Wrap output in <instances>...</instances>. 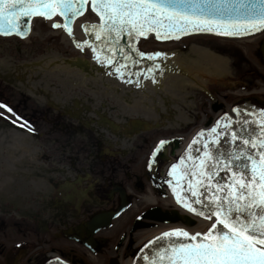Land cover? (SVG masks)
I'll return each mask as SVG.
<instances>
[{"label": "flooded vegetation", "instance_id": "1", "mask_svg": "<svg viewBox=\"0 0 264 264\" xmlns=\"http://www.w3.org/2000/svg\"><path fill=\"white\" fill-rule=\"evenodd\" d=\"M30 46L34 48L30 50ZM214 46L218 45L214 42ZM3 47H14L22 55L20 61L5 58L6 65L0 68V104L12 109L9 112L0 107V133L25 134L24 144L34 151L17 161L28 167L39 183H35V190L12 197L7 209L0 210V264H46L40 250L43 245L58 251L61 259L71 264H88L87 251L96 256V264H120L124 255L135 254L132 245L138 234L167 228L140 220V226L154 225L132 232L137 218L156 208L178 210L182 216L187 213L177 198L170 196L172 178L168 173L184 156L185 140L203 126L198 115L185 113L187 122L176 125V110L169 105L156 121L134 129L139 125L136 117L120 121L116 101L108 104L104 100L100 108H94L86 91L85 98L77 96L75 68L69 66L65 73L51 70L56 60L45 71L42 42L10 40ZM61 55L71 63L69 53ZM161 96L157 91L150 97L158 100ZM159 141L167 143L153 154ZM7 147L17 152L16 146ZM148 189L155 205L137 207L138 194ZM123 204L119 217L134 213L126 219V233L113 242L112 235L106 234L113 222L97 229L92 221ZM155 211L151 216L158 214ZM13 231L14 238L20 240H12Z\"/></svg>", "mask_w": 264, "mask_h": 264}, {"label": "snow or ice", "instance_id": "2", "mask_svg": "<svg viewBox=\"0 0 264 264\" xmlns=\"http://www.w3.org/2000/svg\"><path fill=\"white\" fill-rule=\"evenodd\" d=\"M85 3L87 0H0V34L23 35L27 28L22 18L36 15L50 19L59 13L65 19L75 18ZM91 6L100 23L81 27L94 30L96 40L108 45L111 56L103 48L92 46L93 58L106 65L113 64L117 56L129 60L118 39L125 33L131 39L155 32L161 39L188 30L230 36L264 29V0H91ZM52 27L61 25L53 23ZM63 27L72 35L67 24ZM138 54L149 59L161 55ZM114 67L118 75L123 74V65L116 63ZM260 111L264 116V109ZM196 135L201 139L194 138L188 148L202 143L203 149H196L199 155L191 157V164L185 156L180 158L184 164L180 178H188L186 192L191 196L177 195V203L207 220L215 217V222L203 233L190 234L182 229L164 232L149 240L138 255L145 264H264V118H244L233 124L225 114L207 130V136L204 130ZM166 143L159 141L153 154ZM177 167L171 165V169ZM171 169L169 176L173 175ZM173 192L176 194L175 188ZM173 236L184 239H169L165 247L164 238ZM149 249L150 254H146Z\"/></svg>", "mask_w": 264, "mask_h": 264}, {"label": "rangeland", "instance_id": "3", "mask_svg": "<svg viewBox=\"0 0 264 264\" xmlns=\"http://www.w3.org/2000/svg\"><path fill=\"white\" fill-rule=\"evenodd\" d=\"M85 19L91 21L92 17L88 14L85 16ZM33 28L34 31L29 41L35 44H40V42H42L45 53L50 50L59 54L69 53L70 57L74 58L81 57L82 59L91 60L92 56L88 48H77L78 50H73L74 52L69 50L67 47L65 48L61 43V36L58 35V33L57 35L53 34L55 31L49 28L43 21L35 20ZM263 36L264 32L263 35H259L257 38L251 37L246 39H219L211 36L198 35L162 45L157 44V42L153 39L152 41L151 38H146L145 40L140 41L138 48L140 52L144 53H161L159 56H153L152 59H149L148 56L145 55L147 56L149 62L159 61L160 59L163 60L164 58L166 59L167 56H179L181 57V60L183 59L182 61L184 65L191 66L190 68L193 69L194 72L192 70V72H190L191 74L186 75H189L190 80H195V83L190 84L191 86L188 87V89L184 88L183 90L190 94L187 98L188 108L186 105L185 108L187 111L185 113L190 117L192 115H198L200 122H204L213 115L211 107L214 103L223 104V114H230L234 106H238L237 108H240L241 104H243L244 100L248 97L252 96L261 102H264V64L257 54L259 42ZM9 41L10 40H0V59L5 60V58L9 57L11 60L20 61L22 53H18L16 48L12 47V50H8L3 47L4 43ZM76 41L80 42L79 39H76ZM214 42L218 46H214ZM33 48L34 46H30V50ZM193 48L204 49L209 54H213L214 57L221 58L220 65H213L211 61L199 57L194 53ZM236 52H239V56L241 57H237ZM167 62H169L168 64H171L170 61H165V63L160 62V65H165ZM192 66H197L196 68H203L205 74L201 72L197 79L196 75L200 71H196L197 69ZM109 69L110 68L108 67L106 73L101 72L99 73V76H95V79L91 81L92 83H89L88 79H85L83 73L80 74L78 71V75H76L77 96L81 98H85V94L88 96L84 90L85 87L86 89L94 92L100 90L107 91L110 97L105 96L104 99L108 104H114L113 101H116L117 99L114 96L117 94L123 95L124 98H128L130 101L134 99L136 96L132 94V91L134 90H132L133 88L130 85L135 82V80L124 75L112 74L109 72ZM251 71L259 76V78L254 79L252 85L249 84V81L252 79V76L250 75ZM180 73L184 74V71ZM139 80H141L140 83L143 81L148 84L151 83L148 75L139 77ZM188 82L190 81L188 80ZM92 84L97 85L98 88H95ZM139 85V88H144L141 84ZM90 86H92V88ZM124 87H129V92L127 89H124ZM251 90L254 91L253 95L247 96L246 94H248ZM160 101L161 100H159V103ZM251 104L253 107L259 108V106H257L258 104L256 105L255 102H252ZM158 112H162V109L158 110ZM3 137L4 136H0V210H4L6 208L5 202L11 193H13V197L21 196L23 191L30 192L35 190L36 187L34 186L36 185L34 184L37 183V177L29 174L28 167L25 166V168L24 166H21V163L17 161L21 158L24 159V154L26 152L22 147L16 153L14 151L10 152V149H7L8 138L5 141ZM22 142L24 143L23 140ZM28 154L27 157L30 155ZM147 192L149 193V191ZM148 193H146V196L143 197H147L148 195L150 196L151 193ZM2 200H5V202H2ZM29 202H32L31 199ZM145 205L148 204L143 199L139 203L136 202V206L139 208ZM131 213L134 212L130 211L124 213L122 217L117 218L118 220L114 221L112 224L113 227L106 232L107 235H112L113 242L117 240L121 234L126 233V228L129 224H126L125 222ZM150 234H153V232H142L135 237L134 242H138L146 236H151ZM14 235L15 233L13 231V241H16V239L20 240L19 237L14 238ZM30 238H32L31 235ZM41 248V251L49 249L44 245Z\"/></svg>", "mask_w": 264, "mask_h": 264}, {"label": "bare ground", "instance_id": "4", "mask_svg": "<svg viewBox=\"0 0 264 264\" xmlns=\"http://www.w3.org/2000/svg\"><path fill=\"white\" fill-rule=\"evenodd\" d=\"M84 21V18H81L80 21H78L75 24V40L79 39L80 42L82 43L84 40H87L88 37L87 35L82 33V29L81 25L82 22ZM98 21L100 22V19H98ZM51 23V21H50ZM57 33V32H55ZM54 34V33H53ZM68 37L64 34L63 35V41H68L70 44V41L67 39ZM67 43V42H66ZM88 50L91 49L90 47H87ZM193 51L196 55H198L201 58L207 59L209 61L212 62L213 65H220L221 63V58L219 57H214V55L209 54L206 50L201 49V48H193ZM165 57V56H164ZM60 57L57 53H53V52H48L46 53L43 63L45 66V71H48V68H50L51 63L56 60H58ZM165 59V58H164ZM160 59L159 61H153L150 62L149 64H146L143 68L144 70L147 71V69L152 68L153 71L150 73L149 77V81L151 83H147L146 85H143L144 88H135V91H132V94H134L136 97H134V99H132L131 101H127L129 100L128 98H124L123 95L121 94H117L114 97H116V102H117V107H118V111L120 114V121H122L123 123H125L127 121L128 117H131L132 115L137 116L138 118H141L142 120L146 121H150V122H154L158 119V110L162 109V112L169 110L168 107H170L169 105H171V108L177 113L174 119V124L179 125L183 122H187V118L185 116V112L186 110V105L188 108V101L187 98L190 96L189 93L183 91L184 88L188 89V87H190V84H194L195 80H190L189 79V75L186 74H191L190 72H192L193 69H191V66H186L183 64V59L181 60V57L179 56H167V58L165 60ZM134 60V59H133ZM130 60V64H132L130 67H133L135 65L134 61ZM165 61H170L171 64V69L173 71H171L168 67V70H159L160 68V62L161 63H165ZM53 62V63H54ZM169 62H167L168 64ZM138 64V63H137ZM165 64V65H167ZM5 60L4 59H0V68L5 66ZM94 64H89V66L87 65V73L86 76H93L92 78L89 77V83H92L91 81L93 79H95V76H99V70L93 67ZM157 65H159V67H156ZM85 66V65H83ZM136 68H138V66H135ZM193 68H196L197 66H192ZM59 68L62 69H66L67 71L69 70L68 68L62 67L59 64H55L53 66V69L55 70H59ZM196 71H200L199 73H197L196 78L198 79V76H200V73L203 72V68H196ZM184 71V74H181L180 72ZM194 72V70H193ZM181 74V75H179ZM205 74V73H204ZM77 75V72H76ZM185 77H183V76ZM97 79V78H96ZM101 79V78H100ZM188 80L190 82H188ZM103 83V82H102ZM95 88H98L97 85L92 84ZM149 86V87H148ZM152 86V87H150ZM128 87H124V89H127ZM156 88H159L161 90V92L164 94V97H166L167 102L165 98L163 99V101H165L164 106H163V102L156 99H151V94H156L157 90H155ZM196 89H198L197 87H195ZM84 90L92 97V102H93V107L94 108H100V105L104 103V98L105 96H109V93L107 91H91L89 89L84 88ZM129 92V89H128ZM123 98V99H122ZM127 99V100H126ZM126 103V104H125ZM252 111H258L256 108H253ZM261 114V113H260ZM262 115V114H261ZM0 136H4V140L6 141V139L8 138V145L10 146V148H14L15 146L18 148H25L26 146L23 145V142L20 140L21 138H25L24 135L22 134H18V133H9V134H3L0 133ZM27 148V147H26ZM28 149V148H27ZM18 151V150H15ZM34 151V150H33ZM33 151H29L30 155L33 154ZM143 200L146 203H153V199L151 197H144ZM209 224V222H205V221H198V226L202 227V226H207ZM121 264H130L131 261H127V260H121L120 262Z\"/></svg>", "mask_w": 264, "mask_h": 264}, {"label": "water", "instance_id": "5", "mask_svg": "<svg viewBox=\"0 0 264 264\" xmlns=\"http://www.w3.org/2000/svg\"><path fill=\"white\" fill-rule=\"evenodd\" d=\"M88 5H90V9L92 10L91 0H87V3H85L83 9L81 10V15H83L86 12V9H87ZM57 14L62 18V21H63L62 28H63L65 33H68V32L65 31V28L63 27V25L67 24L72 29V26H73L76 18L81 16V15H79V16H76L75 18L65 19V17L61 16L59 13H57ZM35 18H42V19H45V20H49L48 18H45L44 16H40V15L32 16L31 18H22L23 20L26 21V28H27V31L23 35H18L15 32H12L11 34H0V36H16V37H19V38H25L26 36L29 35L31 22ZM80 19H78L76 21V23L78 21H80ZM99 19H100V17H99ZM51 21H53V20H51ZM21 27L24 28L25 25L22 24ZM74 29H75V27H74ZM83 30L89 36V39L93 38V32H95L94 30L89 29V30L86 31V29L84 27H83ZM33 31H34V28H33ZM33 31H32V33H33ZM200 33L219 35V34H216L215 32H199V31L188 30L185 34H181L179 32H177L175 34L169 33L168 38H161V39L178 38V37H182V36H186V35L200 34ZM148 34H153L156 37L155 32H149ZM242 35H247V34L246 33H240V34H234V35H230V36H242ZM195 36H198V35H195ZM221 36H229V35H221ZM141 37H144V36H141ZM138 38H140V37H138ZM138 38L133 37V38L129 39V37L127 36L126 33L121 35L120 37H118V39L121 40L120 47L125 48L126 54L129 55L130 58H129V60L125 61V60L121 59L119 56H117V59L114 62H121L122 64H125V65L130 64V60H132V58H134V56L137 55V52L136 51H132V48L136 49V43L138 41ZM222 39H227V38H222ZM231 39H233V38H231ZM25 40H27V38ZM95 45L98 46L99 49L103 48L105 53L108 54L109 56L112 55V53H111V51H110V49H109L107 44L102 43L101 41L97 40L95 42ZM259 53L261 55L262 62L264 63V38L261 41V44H260V47H259ZM84 65L86 67L87 63L84 62ZM220 108H221V105L213 107L214 111H217ZM235 109H238L239 111L234 112L236 118L234 120L231 119L233 121V124H235L237 121H242L244 118H248L250 120L251 119H261L262 118V116L259 115L258 113L248 112V111H246V110H244L242 108H235ZM222 124H223V121H222ZM205 136H207L206 133H205ZM196 139L200 140L201 138L200 137H196ZM197 148L203 149L202 143L201 144H193L192 148L189 149V151H188V153L186 155L187 157L185 158L187 163L191 164L192 163L191 157L199 155V153L196 152ZM222 150H227V149H222ZM183 170H184V164L182 163V171ZM220 175L223 176L224 173L221 172ZM187 188H188V178L185 177V189L187 190ZM186 195L187 196H191V193L190 192H186ZM124 207H125V205L123 204V205H121V207L117 211H111V212H108V213H105V214H102V215H99V216L95 217L93 219V221H92V224L96 225L97 229H100L101 227H107L109 225V223L114 218H116L120 212L123 211ZM155 210H150V211L146 212L140 218L147 219V220H150V221H155V222H163V223H167V222L175 223V222H178V221H183L188 226H192L193 225V222L190 219H188V218H180V217L178 218V217H172V216L168 217L170 215L168 213H161L160 214V212L157 211L158 212L157 215L151 216L152 213L156 212ZM137 220H140V219L138 218ZM137 220L135 221V223H134V225L132 227V231H135L136 229H140V228L145 227V226L137 225ZM219 228H222V225H218V229ZM215 231L216 230H214V234H215ZM158 237H160V236H158ZM169 239H171L172 241H176L178 239L179 240H183L184 238L183 237H175V236L170 237V238L169 237H165L164 241H163V244H164L165 247H167ZM154 243H155V241H154ZM150 251H151V249L146 250V254H150ZM137 261H139V264H145L142 255H137L135 260H134V262H133V264H136ZM48 264H64V263H61L59 261H53V262H50Z\"/></svg>", "mask_w": 264, "mask_h": 264}, {"label": "trees", "instance_id": "6", "mask_svg": "<svg viewBox=\"0 0 264 264\" xmlns=\"http://www.w3.org/2000/svg\"><path fill=\"white\" fill-rule=\"evenodd\" d=\"M236 51H237V50H236ZM237 53H238V52H237ZM238 56H239V54H237V57H238ZM239 57H241V56H239ZM239 63H240V62H239ZM238 65H240V64H238ZM250 75L252 76V79L249 81V84L252 85L254 79L259 78V76H258L257 74H255L253 71L250 72Z\"/></svg>", "mask_w": 264, "mask_h": 264}]
</instances>
